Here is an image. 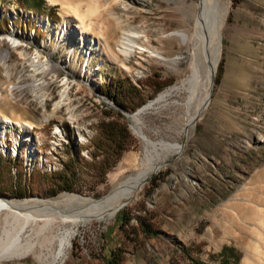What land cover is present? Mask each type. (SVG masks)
<instances>
[{
    "label": "rangeland",
    "instance_id": "obj_1",
    "mask_svg": "<svg viewBox=\"0 0 264 264\" xmlns=\"http://www.w3.org/2000/svg\"><path fill=\"white\" fill-rule=\"evenodd\" d=\"M44 1L52 19L0 0V55L9 52L0 94L23 85L0 102V198H103L122 159L144 155L136 128L181 148L120 208L123 228L120 210L85 224L40 221L22 233L32 249L0 264H105L111 249L123 264H221L223 247L239 256L229 264H264V0H219L226 16L210 97L189 107L176 95L157 99L185 75L191 46L177 32L199 0ZM134 32L144 49L116 58L119 40ZM112 80L135 86L143 103L133 112L116 106L99 90ZM32 82L42 87L32 91ZM108 122L126 136L111 142L101 128ZM4 228L13 234L18 224L0 217V236Z\"/></svg>",
    "mask_w": 264,
    "mask_h": 264
},
{
    "label": "bare ground",
    "instance_id": "obj_2",
    "mask_svg": "<svg viewBox=\"0 0 264 264\" xmlns=\"http://www.w3.org/2000/svg\"><path fill=\"white\" fill-rule=\"evenodd\" d=\"M50 4L53 3L50 1ZM96 5H90L87 14H95L98 10ZM225 16L226 9L219 0H199L197 11L191 15V22L184 27L181 26L185 30L177 32L182 45L191 46L185 75L179 83L160 94L158 101L176 95L179 97L174 101L176 104L189 107L198 99L202 101L207 99L208 88L212 82L220 52V30L225 23ZM132 34L133 36L127 35L119 40L116 45L117 53L114 52L116 58H119L120 54L127 59L136 49H144L137 45V33ZM12 40L15 43L16 40ZM149 50L156 57L162 58L157 51ZM8 55L7 50H4L0 55V65L7 77ZM20 55L23 53L21 52ZM47 69V67L44 68V70ZM28 86L32 91L42 87L37 82H32ZM22 87L23 85L18 83L10 85L6 90L7 96L0 94V102L7 105L12 92L20 90ZM194 117L195 115L188 120L187 127L191 126ZM136 131L143 141L144 155L138 159L125 156L120 168L112 176L111 191L99 200L72 193H64L58 198L48 200L39 197L23 200L0 198V217H3V223L5 225L18 224V228L13 234L8 228H4L2 231L0 260L18 257L32 249L30 244L29 246L21 244L22 233L29 225L42 221L46 226L55 218L78 224H85L93 219L105 220L113 217L120 208L136 199L148 178L165 164L171 154L179 149L178 144L163 141L153 142L143 135L139 128H136ZM66 241L67 235L61 241L58 255L62 254Z\"/></svg>",
    "mask_w": 264,
    "mask_h": 264
},
{
    "label": "trees",
    "instance_id": "obj_3",
    "mask_svg": "<svg viewBox=\"0 0 264 264\" xmlns=\"http://www.w3.org/2000/svg\"><path fill=\"white\" fill-rule=\"evenodd\" d=\"M20 2L26 9L31 10L36 14L42 13L46 16V18L52 19L50 12L53 9L51 7H47L44 0H20ZM125 86L126 85L121 80H112L100 86L99 90L104 97L108 98L116 106L123 108L126 111L133 112L143 103V101L140 99V92L136 89L135 86L130 84H127L128 87ZM129 97H131L132 99L136 98L137 101L135 103H132V100H130ZM101 128L111 142H115L116 138L121 139V137L126 136L125 127H122L115 122L102 124ZM66 137H68V135H66ZM63 190L70 191V188L63 187ZM126 221L127 220L124 217V213L121 210L118 211L115 215V223L117 224V226L120 229L123 228L128 223V221ZM143 229H145V225L143 226ZM105 233L108 234L109 230L107 229ZM109 241V235L107 237H103V242L105 244ZM233 252L234 250L232 248L223 247L218 255L221 264H229L230 261L236 263L239 260V256L235 255ZM122 262L123 259L120 252H117L115 249H111L109 251V257L107 258L105 264H123Z\"/></svg>",
    "mask_w": 264,
    "mask_h": 264
},
{
    "label": "water",
    "instance_id": "obj_4",
    "mask_svg": "<svg viewBox=\"0 0 264 264\" xmlns=\"http://www.w3.org/2000/svg\"><path fill=\"white\" fill-rule=\"evenodd\" d=\"M211 86H212V82L210 83L209 88H211ZM209 97H210V92H208V96H207V99L205 100V103L208 101ZM205 103H204V104H205ZM141 110H143V109H140L139 111H141ZM195 117H197V115H196ZM195 117H194V118H195ZM180 148H181V146H179V149H180Z\"/></svg>",
    "mask_w": 264,
    "mask_h": 264
}]
</instances>
